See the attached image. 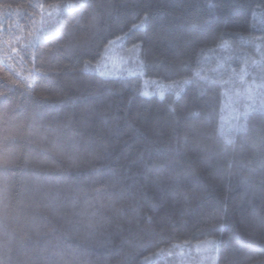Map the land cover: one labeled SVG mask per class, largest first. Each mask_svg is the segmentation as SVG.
I'll use <instances>...</instances> for the list:
<instances>
[{
	"label": "trees",
	"instance_id": "obj_1",
	"mask_svg": "<svg viewBox=\"0 0 264 264\" xmlns=\"http://www.w3.org/2000/svg\"><path fill=\"white\" fill-rule=\"evenodd\" d=\"M0 68V264H264V0H0Z\"/></svg>",
	"mask_w": 264,
	"mask_h": 264
},
{
	"label": "rangeland",
	"instance_id": "obj_2",
	"mask_svg": "<svg viewBox=\"0 0 264 264\" xmlns=\"http://www.w3.org/2000/svg\"><path fill=\"white\" fill-rule=\"evenodd\" d=\"M113 54H115L113 56L114 58H112V57L107 58V59H109L110 62H108L107 59H103L102 64L97 65L99 72L102 76L105 75V76H113L114 77L116 75H121L123 73V70H120L117 66H115V65H117V63H119V64L121 63L119 56L116 54L115 51ZM117 72H119V73H117ZM129 73H132L133 75H135L136 73H140V72L138 70H136V71H129ZM144 84H145L144 95L156 93V94H160V95L164 96L166 91H169L170 89H172L171 85L168 86V85L159 83L157 80H151L148 77L144 79ZM161 85H163V86H161ZM236 97H237L238 102H239V107L240 106L242 107L240 88L236 91ZM232 99H233V96L230 94L229 101H227L228 104L226 105L227 110H228L227 114L229 115V119H228L229 123L227 124L225 133H223L224 136L226 135L227 132H229L231 134L234 131H236L238 125H240V123L235 124L234 121L230 120L231 118H234V116H235L233 111L231 112V109L233 110V104H234L232 102ZM245 99L251 100L252 97L249 94H246ZM236 116L241 118V117H243V114L242 115L238 114Z\"/></svg>",
	"mask_w": 264,
	"mask_h": 264
},
{
	"label": "clouds",
	"instance_id": "obj_3",
	"mask_svg": "<svg viewBox=\"0 0 264 264\" xmlns=\"http://www.w3.org/2000/svg\"><path fill=\"white\" fill-rule=\"evenodd\" d=\"M64 67H68L65 65ZM53 75H63L64 73L59 69L52 70ZM108 205L103 201L98 202V206L95 207L89 215L84 216L80 219L79 223L86 229L96 228L100 224V219L103 218L104 212L107 210Z\"/></svg>",
	"mask_w": 264,
	"mask_h": 264
},
{
	"label": "snow or ice",
	"instance_id": "obj_4",
	"mask_svg": "<svg viewBox=\"0 0 264 264\" xmlns=\"http://www.w3.org/2000/svg\"><path fill=\"white\" fill-rule=\"evenodd\" d=\"M14 77H19L26 87L32 88L33 87V80H32V73L28 72L27 75H24L23 72H16L13 69L12 73L7 72L3 68H0V79L9 80L14 79ZM209 247L206 249L212 253H218L220 251L219 241L213 240L208 242ZM213 264H215V255L212 256Z\"/></svg>",
	"mask_w": 264,
	"mask_h": 264
}]
</instances>
